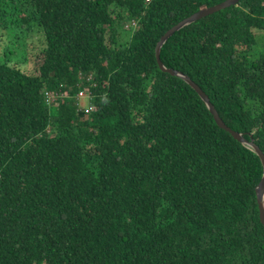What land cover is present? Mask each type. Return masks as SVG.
Segmentation results:
<instances>
[{"label":"trees","instance_id":"trees-1","mask_svg":"<svg viewBox=\"0 0 264 264\" xmlns=\"http://www.w3.org/2000/svg\"><path fill=\"white\" fill-rule=\"evenodd\" d=\"M225 1L0 0V264H264L259 157L155 57ZM159 58L264 155V0Z\"/></svg>","mask_w":264,"mask_h":264},{"label":"water","instance_id":"water-1","mask_svg":"<svg viewBox=\"0 0 264 264\" xmlns=\"http://www.w3.org/2000/svg\"><path fill=\"white\" fill-rule=\"evenodd\" d=\"M242 0H226L225 2L201 10L195 14H193L192 16L185 18L184 20L180 21L179 23H177L176 25H174L173 27H171L169 30H167L159 39L156 47H155V57L157 60V64L158 67L160 69V71L164 72V73H168L169 75L173 76V77H177L182 79L189 87H191L196 93L197 95L200 97V99L203 101V103L206 105L207 109L209 110L210 114L213 116V119L216 123V125L228 132L236 141H238L241 144L247 145L250 149H252V151L259 157L260 161H261V165L263 168V174L262 177L258 183V185L255 188V195H256V201L258 202L259 205V211H260V220L262 222V224L264 225V155L263 153L260 151V149L253 143L252 140L247 141L245 140L241 134H238L232 130H230L224 123L223 121L220 119V117L218 116L217 112L215 111L214 107L211 105L208 97L205 95L204 92H202V90L196 85L194 84L186 75L175 71L173 69H167L163 66V64L160 61L159 55H160V50L162 45L167 41V39L172 36L176 31L182 29L183 27L194 23L196 21H199L205 17H208L210 15H213L215 13H218L220 11H223L227 8H230L232 6L237 5L238 3H240Z\"/></svg>","mask_w":264,"mask_h":264},{"label":"rangeland","instance_id":"rangeland-1","mask_svg":"<svg viewBox=\"0 0 264 264\" xmlns=\"http://www.w3.org/2000/svg\"><path fill=\"white\" fill-rule=\"evenodd\" d=\"M260 35V33H258ZM262 34V33H261ZM1 35V34H0ZM10 35L4 34V36L0 39V61H2L4 58L3 55L5 54V51L9 48L11 51L10 58L13 60L15 63H19L20 61H27L29 65H31V59L29 56V51L26 50V55H24V52L22 51V47L14 48L13 46V39L10 40ZM78 96V95H77ZM83 98L85 99L86 96L83 94ZM82 100L79 102L77 101L79 107L84 106L87 103V100Z\"/></svg>","mask_w":264,"mask_h":264},{"label":"built area","instance_id":"built-area-1","mask_svg":"<svg viewBox=\"0 0 264 264\" xmlns=\"http://www.w3.org/2000/svg\"><path fill=\"white\" fill-rule=\"evenodd\" d=\"M85 95V94H84ZM86 98L84 99L83 97V93H79L78 96L76 97L77 101H81L82 98L84 100H87V103L84 105V106H81L79 107L78 103H77V106H78V110L79 112H83L85 114L88 113V105H89V97L88 95H85ZM58 97V95H55V96H52V95H49V94H45V101H46V105L47 106H52L55 102V99Z\"/></svg>","mask_w":264,"mask_h":264}]
</instances>
